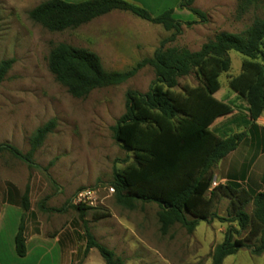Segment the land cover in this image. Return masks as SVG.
Returning a JSON list of instances; mask_svg holds the SVG:
<instances>
[{
  "label": "rangeland",
  "instance_id": "1",
  "mask_svg": "<svg viewBox=\"0 0 264 264\" xmlns=\"http://www.w3.org/2000/svg\"><path fill=\"white\" fill-rule=\"evenodd\" d=\"M42 1L0 0V61L13 59L0 81V144H12L26 153L32 133L55 120V127L33 154L35 166L0 150V264H106L97 248L83 255L86 227L100 243L113 249L123 264H212L214 247L223 242L229 227L234 237L245 238L249 231V226L242 229L232 220L227 197L216 194L210 203L216 217L199 221L191 232L175 223L163 234L157 203L138 201L134 209H128L107 192L114 169H122L132 157L114 139L112 127L125 110L127 90L145 93L155 78L153 68L145 66L125 82L96 88L80 98L73 97L48 69L50 49L66 42L96 52L105 69L124 71L152 56L172 31L120 10L76 28L50 31L28 14ZM137 1L152 15L173 8L175 18L196 21L184 24L175 40L165 44L192 51L221 31L243 33L256 17H264V0L251 3L244 11L239 10V0H194L193 6L207 13L206 21L182 9L181 0ZM229 57L230 68L220 73L219 89L213 94L227 111L210 127L248 113L246 101L229 85L230 78L240 72L244 56L231 50ZM197 84L189 74L180 77L173 90L181 93L183 87ZM256 123L252 133L244 126L230 125L229 133L244 130L246 138L213 168L216 184L234 181L251 195L260 190L264 112ZM27 186L30 206L24 211L21 200ZM85 187L98 188L102 202L87 208L81 217L71 199ZM244 210L252 215V202ZM23 215L27 254L19 257L14 235ZM256 241L246 240L249 244ZM221 264H264V251L256 255L242 247Z\"/></svg>",
  "mask_w": 264,
  "mask_h": 264
},
{
  "label": "trees",
  "instance_id": "2",
  "mask_svg": "<svg viewBox=\"0 0 264 264\" xmlns=\"http://www.w3.org/2000/svg\"><path fill=\"white\" fill-rule=\"evenodd\" d=\"M257 0H239V10ZM194 0H181L180 7L195 14L200 21L207 20V13L193 6ZM120 10L129 12L153 24L161 25L172 33L161 40L152 56L144 57L124 71L107 70L100 56L87 48L59 42L49 51L48 69L73 97H86L92 90L120 84L134 76L141 68H153L155 78L145 93L127 90L125 110L112 127L113 137L127 152L131 161L122 169H114L110 185L114 188L115 201L134 209L139 202H155L159 206L157 219L160 232L179 223L191 232L199 221L216 217L210 203L216 194L229 199L228 212L232 220L245 229L246 237H234L229 227L223 242L214 247L212 264L242 247H249L259 255L264 251V169L260 177L261 188L253 195L234 181L217 183L211 187L213 168L234 151L246 138V131L229 133L230 125L244 126L251 133L257 128L256 120L264 112V17H256L243 33L221 31L212 40L192 51L185 47L165 44L175 40L182 32L183 21L173 16V8L152 15L145 7L128 0H44L29 11V17L50 31L76 28L92 19ZM241 53L240 72L229 80L230 87L243 98L248 113L237 114L210 127L217 116L227 108L213 94L219 89L218 77L230 68L229 51ZM13 59L0 61V81L11 67ZM193 74L198 84L183 87L175 92L179 78ZM55 127L50 119L38 127L30 137V149L23 153L9 143H1L0 150H7L16 158L35 166L34 152ZM250 132V131H249ZM209 191L206 197L205 193ZM29 187L21 200L27 211L30 206ZM252 202V215L244 207ZM83 217L87 208L73 205ZM24 215L14 235V249L19 257L27 254ZM86 243L83 255L97 248L106 264H122L115 251L100 243L90 230L85 229ZM256 238V243L246 240Z\"/></svg>",
  "mask_w": 264,
  "mask_h": 264
},
{
  "label": "built area",
  "instance_id": "3",
  "mask_svg": "<svg viewBox=\"0 0 264 264\" xmlns=\"http://www.w3.org/2000/svg\"><path fill=\"white\" fill-rule=\"evenodd\" d=\"M212 184H216V181H212ZM108 194L114 193V188L110 185L107 187ZM71 202L74 205H84L89 207H95L99 202H102L101 191L95 187H85L77 190L72 196Z\"/></svg>",
  "mask_w": 264,
  "mask_h": 264
},
{
  "label": "crops",
  "instance_id": "4",
  "mask_svg": "<svg viewBox=\"0 0 264 264\" xmlns=\"http://www.w3.org/2000/svg\"><path fill=\"white\" fill-rule=\"evenodd\" d=\"M129 1H132V3H135V4H136V3H139V4H140V2L137 1V0H129ZM232 152H233V151H232ZM232 152H231V153H232ZM231 153H229L226 157H224L223 159H221V160L219 161L218 164L220 165V164L222 163V161H223L224 159H226ZM226 163H227V162H226ZM91 249H92V248H91ZM123 263H124V262H123ZM123 263H122V264H123Z\"/></svg>",
  "mask_w": 264,
  "mask_h": 264
}]
</instances>
